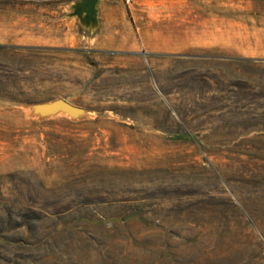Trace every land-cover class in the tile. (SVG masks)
I'll return each instance as SVG.
<instances>
[{"label": "rangeland", "instance_id": "1", "mask_svg": "<svg viewBox=\"0 0 264 264\" xmlns=\"http://www.w3.org/2000/svg\"><path fill=\"white\" fill-rule=\"evenodd\" d=\"M75 1L0 0V264H264V0Z\"/></svg>", "mask_w": 264, "mask_h": 264}, {"label": "water", "instance_id": "2", "mask_svg": "<svg viewBox=\"0 0 264 264\" xmlns=\"http://www.w3.org/2000/svg\"><path fill=\"white\" fill-rule=\"evenodd\" d=\"M98 0H76L69 15H75L79 23L91 30L97 26V4ZM30 113L38 117H45L62 113L72 119L85 115L86 110L76 106L63 98H54L49 101L35 102L30 104Z\"/></svg>", "mask_w": 264, "mask_h": 264}]
</instances>
